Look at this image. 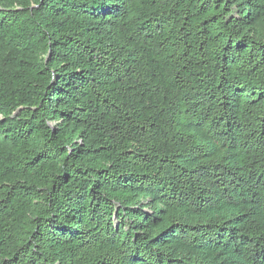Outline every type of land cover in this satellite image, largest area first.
I'll return each mask as SVG.
<instances>
[{
    "label": "trees",
    "instance_id": "obj_1",
    "mask_svg": "<svg viewBox=\"0 0 264 264\" xmlns=\"http://www.w3.org/2000/svg\"><path fill=\"white\" fill-rule=\"evenodd\" d=\"M0 264H264V0H0Z\"/></svg>",
    "mask_w": 264,
    "mask_h": 264
}]
</instances>
